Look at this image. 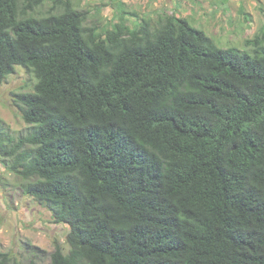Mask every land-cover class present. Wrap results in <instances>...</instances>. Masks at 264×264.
<instances>
[{
    "label": "trees",
    "instance_id": "1",
    "mask_svg": "<svg viewBox=\"0 0 264 264\" xmlns=\"http://www.w3.org/2000/svg\"><path fill=\"white\" fill-rule=\"evenodd\" d=\"M44 1L0 0V84L36 80L0 158L69 227L49 264H264V30L251 52L174 15L100 34Z\"/></svg>",
    "mask_w": 264,
    "mask_h": 264
},
{
    "label": "rangeland",
    "instance_id": "2",
    "mask_svg": "<svg viewBox=\"0 0 264 264\" xmlns=\"http://www.w3.org/2000/svg\"><path fill=\"white\" fill-rule=\"evenodd\" d=\"M73 8L85 14V27L104 33L123 21L129 29L141 23L149 28L174 15L204 31L219 48L251 52L249 42L264 30V0H68ZM52 0H45L29 15L42 17L52 9ZM36 80L31 72L15 67L14 73L0 84V123L14 138L26 135V125L15 104L16 96L32 92ZM22 181L9 171L7 161L0 158V253L19 264H49L50 254L58 245L64 254L69 246V227L55 224L51 210L27 195Z\"/></svg>",
    "mask_w": 264,
    "mask_h": 264
}]
</instances>
